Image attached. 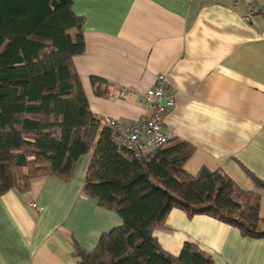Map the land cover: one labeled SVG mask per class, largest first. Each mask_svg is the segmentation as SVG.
<instances>
[{"label":"crops","instance_id":"0c3cea01","mask_svg":"<svg viewBox=\"0 0 264 264\" xmlns=\"http://www.w3.org/2000/svg\"><path fill=\"white\" fill-rule=\"evenodd\" d=\"M235 1L74 0L86 18V48L74 63L103 122L147 120L143 99L166 75L175 104L163 127L196 148L185 169H220L260 193L264 218V188L251 176L264 180V14L247 6L264 0ZM92 76L110 82L103 94ZM90 158H80L69 180L38 178L28 192L0 196V264H79L78 247L93 251L104 232L121 225L115 210L83 192ZM155 235L173 254L191 241L217 264H264V238L207 215L174 208Z\"/></svg>","mask_w":264,"mask_h":264},{"label":"trees","instance_id":"16d2710c","mask_svg":"<svg viewBox=\"0 0 264 264\" xmlns=\"http://www.w3.org/2000/svg\"><path fill=\"white\" fill-rule=\"evenodd\" d=\"M85 23L74 0H0V196L28 192L38 178L69 180L80 158L91 154L83 192L115 210L122 223L104 232L93 251L78 247L79 264H217L195 242L178 254L162 247L155 229L174 208L264 238L261 194L220 169L189 173L191 142L174 137L142 156L119 146L92 112L74 63L86 48ZM91 80L98 94L110 84ZM251 176L264 188V180Z\"/></svg>","mask_w":264,"mask_h":264},{"label":"built area","instance_id":"2783aa9c","mask_svg":"<svg viewBox=\"0 0 264 264\" xmlns=\"http://www.w3.org/2000/svg\"><path fill=\"white\" fill-rule=\"evenodd\" d=\"M239 4V0L234 2L236 7ZM247 6L250 12L260 9L251 2H247ZM143 100L147 101L151 107L150 116L144 122H125L116 118H108L103 122L110 129L119 146L132 150L137 156L145 155L175 137L163 127L166 112L175 104L172 90L168 84V77L164 74L158 76L155 86L147 91ZM31 204L38 207L34 201Z\"/></svg>","mask_w":264,"mask_h":264},{"label":"bare ground","instance_id":"6f19581e","mask_svg":"<svg viewBox=\"0 0 264 264\" xmlns=\"http://www.w3.org/2000/svg\"><path fill=\"white\" fill-rule=\"evenodd\" d=\"M164 120V119H163ZM165 129V128H164Z\"/></svg>","mask_w":264,"mask_h":264}]
</instances>
